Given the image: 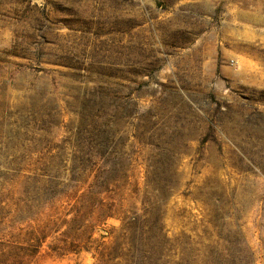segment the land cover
<instances>
[{
	"label": "rangeland",
	"instance_id": "obj_1",
	"mask_svg": "<svg viewBox=\"0 0 264 264\" xmlns=\"http://www.w3.org/2000/svg\"><path fill=\"white\" fill-rule=\"evenodd\" d=\"M0 264H264V0H0Z\"/></svg>",
	"mask_w": 264,
	"mask_h": 264
}]
</instances>
